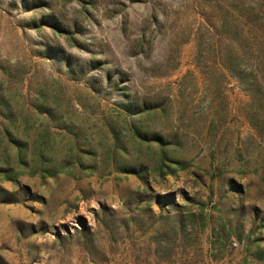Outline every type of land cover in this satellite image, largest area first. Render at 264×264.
<instances>
[{
    "label": "rangeland",
    "instance_id": "obj_1",
    "mask_svg": "<svg viewBox=\"0 0 264 264\" xmlns=\"http://www.w3.org/2000/svg\"><path fill=\"white\" fill-rule=\"evenodd\" d=\"M0 264H264V0H0Z\"/></svg>",
    "mask_w": 264,
    "mask_h": 264
},
{
    "label": "trees",
    "instance_id": "obj_2",
    "mask_svg": "<svg viewBox=\"0 0 264 264\" xmlns=\"http://www.w3.org/2000/svg\"><path fill=\"white\" fill-rule=\"evenodd\" d=\"M238 79H240V81H241V80H243V77L241 75H239ZM241 82H243V81H241ZM259 256L262 257L263 255H259Z\"/></svg>",
    "mask_w": 264,
    "mask_h": 264
}]
</instances>
